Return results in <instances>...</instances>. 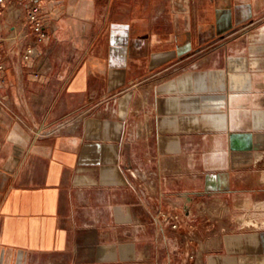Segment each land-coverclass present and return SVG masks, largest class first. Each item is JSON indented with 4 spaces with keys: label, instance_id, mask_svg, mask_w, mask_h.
I'll return each instance as SVG.
<instances>
[{
    "label": "crops",
    "instance_id": "0c3cea01",
    "mask_svg": "<svg viewBox=\"0 0 264 264\" xmlns=\"http://www.w3.org/2000/svg\"><path fill=\"white\" fill-rule=\"evenodd\" d=\"M36 2L41 39L0 14V264H264V0Z\"/></svg>",
    "mask_w": 264,
    "mask_h": 264
},
{
    "label": "built area",
    "instance_id": "2783aa9c",
    "mask_svg": "<svg viewBox=\"0 0 264 264\" xmlns=\"http://www.w3.org/2000/svg\"><path fill=\"white\" fill-rule=\"evenodd\" d=\"M37 0H0V14L3 13L6 9L11 7H16L19 11H24L26 15L27 24L35 33L39 39L45 37V31L42 27V19L40 18L41 13V5L36 2ZM1 38V37H0ZM36 55V49L33 45H29V47L25 51V58L29 59ZM1 60V55H0ZM4 68L3 63L0 61V70ZM2 78L0 76V82ZM185 213L189 214L187 209L184 210ZM166 216H168L166 214ZM177 219L178 216H175ZM178 220V219H177ZM174 227L178 226V223L173 224Z\"/></svg>",
    "mask_w": 264,
    "mask_h": 264
},
{
    "label": "rangeland",
    "instance_id": "374dc122",
    "mask_svg": "<svg viewBox=\"0 0 264 264\" xmlns=\"http://www.w3.org/2000/svg\"><path fill=\"white\" fill-rule=\"evenodd\" d=\"M252 216L251 217H246V218H243V220H247V221H249V222H256V221H252Z\"/></svg>",
    "mask_w": 264,
    "mask_h": 264
}]
</instances>
